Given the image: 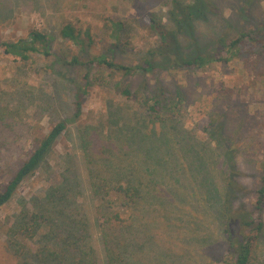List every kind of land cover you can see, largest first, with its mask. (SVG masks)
Masks as SVG:
<instances>
[{"label":"rangeland","instance_id":"374dc122","mask_svg":"<svg viewBox=\"0 0 264 264\" xmlns=\"http://www.w3.org/2000/svg\"><path fill=\"white\" fill-rule=\"evenodd\" d=\"M213 2L216 14L196 22L194 37L190 38L189 30L182 28V35L169 17L172 0H0L6 13L0 20V40L25 38L30 29L51 37L49 55L33 54L27 62L13 59L0 48V185L27 158L34 136L47 133L59 121L69 120L43 163L0 208V264H71L74 257L86 251V233L95 256L104 261L99 220L94 214L96 202L87 193V158L95 157L93 167L97 172H122L127 167L123 160L110 167L98 154L105 151V158L108 156L109 150L101 149L107 144L112 150H122L117 159L128 155L136 160V144L128 145L131 132L126 127L134 128L136 119L145 117L141 105L115 90L117 83L145 97H150L157 82L171 93L180 88L185 97L181 117L184 130L203 138L202 130L212 123L220 131L234 154L237 181L246 193L242 200L250 203L258 184L259 163L264 158L262 49L248 50L232 56L227 63L218 61L203 69L145 75H127L87 63L99 55L121 65H136L150 58L148 53L157 47L158 37L147 23L149 14L176 36L179 52L185 56L213 51L221 37L229 42L250 31L264 37V0ZM64 22L89 29L92 43L83 50L62 39L59 30ZM111 22L118 23L120 29ZM73 56L78 57L80 65L69 64ZM153 60L161 62L158 57ZM86 74L92 80V92L84 101L81 116L71 121L75 92L84 85ZM166 190L174 191L169 180ZM31 214L39 216L36 225ZM205 216L200 214L201 224H177L178 234L173 236L167 235L170 231H164L160 222L154 232V241L160 245L150 249L149 244L144 246L148 237L142 232L141 213L131 232L123 230L121 241L133 243L129 246L132 256L123 264H200L204 259L215 264L226 253L221 238L216 237L208 248L198 247L197 240L190 239L196 235L216 236L213 231L205 232L210 225ZM148 225L157 227L158 223L151 221ZM186 225L203 230H184ZM168 245L172 248L169 251L179 257L176 263L160 258L163 252L157 255L158 246L168 251ZM259 253H264V238Z\"/></svg>","mask_w":264,"mask_h":264},{"label":"trees","instance_id":"16d2710c","mask_svg":"<svg viewBox=\"0 0 264 264\" xmlns=\"http://www.w3.org/2000/svg\"><path fill=\"white\" fill-rule=\"evenodd\" d=\"M172 7L169 17L175 28L182 35V28L189 30L190 38L194 37V24L203 21L208 15L216 14L217 11L213 0H190L188 3L172 0ZM3 8L0 5V20L6 14ZM111 23L120 29L118 23ZM147 23L158 37L157 47L148 53L150 58H145L136 65H121L111 57L99 55L92 56L87 63L127 75H145L163 70L177 72L185 69H203L218 61L227 63L232 56L248 50L264 51V37L260 38L257 32L250 31L247 34L240 33L229 42L224 37L219 38L217 48L211 52H194L185 56L179 52L180 46L176 36L170 33L159 19L149 14ZM59 35L83 50L92 43L90 30H83L71 22L61 25ZM50 41L48 34L30 29L25 38L15 41L0 40V48L13 59L27 62L33 54L48 56ZM153 57L161 58V62L156 63ZM69 64L80 65L81 62L78 57L73 56ZM84 82L75 92L71 121L81 116L84 101L92 92L93 84L88 74L84 76ZM115 90L144 108L145 117H138L134 128L126 127L131 132L127 143L131 146L136 144L135 150L139 157L135 160L127 155L117 159L121 149L112 150L107 144L102 146L101 149L109 150L106 158L105 151L98 154L100 159L106 160V164L112 167L123 160L122 163L127 165L122 172L114 174L97 172L93 167L95 157L87 158V193L92 202H96L94 214L99 220L104 261L101 262L95 256L86 233V251L74 257L71 264H123L125 259L132 256L129 246H133L131 241H121L124 237L123 230L131 232L141 213V221L144 224L142 232L148 237L144 246L149 244L150 249L157 247L154 232L160 228V222L165 226L164 231L167 228L170 231L167 235L173 236L178 234L177 224H201L199 216L206 214L210 225L205 228V232L213 231L216 236L213 234L211 237L208 235L202 238L196 235L190 239L195 238L197 246L204 248L212 246L219 236L224 242L226 253L222 259L216 260L215 264H264V253H259L264 238V158L259 163L255 196L250 203H245L242 198H245L246 193L237 181L238 171L234 154L225 143V138L220 136V131H217L212 123L202 130L203 138L184 130V120L181 117L185 97L180 88L171 93L157 82L150 97H145L139 91L132 92L128 86L120 83L115 84ZM68 122L69 120L59 121L47 133L33 137L32 150L27 158L7 182L0 185V208L11 200L20 184L43 163L56 139L65 131ZM132 150L131 147L130 151ZM168 180L172 183L174 191L166 190ZM167 214L168 218L165 217ZM29 216L33 225H36L35 219L39 216ZM151 221L157 222V227L149 226ZM75 225L76 223L72 229ZM183 229H195L196 233L203 230L197 225L195 228L186 225ZM168 247L166 251L158 246L157 255L163 252L164 256L160 258L176 263L179 257L169 251L172 250L170 245ZM200 264L208 262L204 259Z\"/></svg>","mask_w":264,"mask_h":264}]
</instances>
